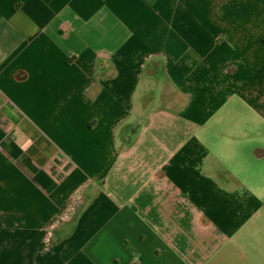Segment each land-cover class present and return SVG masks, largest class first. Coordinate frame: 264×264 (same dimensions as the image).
<instances>
[{
	"label": "crops",
	"instance_id": "obj_1",
	"mask_svg": "<svg viewBox=\"0 0 264 264\" xmlns=\"http://www.w3.org/2000/svg\"><path fill=\"white\" fill-rule=\"evenodd\" d=\"M239 124L264 0H0V264H264Z\"/></svg>",
	"mask_w": 264,
	"mask_h": 264
},
{
	"label": "rangeland",
	"instance_id": "obj_2",
	"mask_svg": "<svg viewBox=\"0 0 264 264\" xmlns=\"http://www.w3.org/2000/svg\"><path fill=\"white\" fill-rule=\"evenodd\" d=\"M174 94L173 92L170 91V95L171 96H175L172 95ZM176 97V96H175ZM245 127H247L246 124H239L237 126V129L241 131V135L246 136L249 141L248 144H243V145H239L240 146V150L242 152V156L239 157H227V160H240V169L241 170H249L250 173L254 174V176L256 177V184L258 186L255 187H251L248 191L251 194V196H253L257 202L259 203L258 206V210H257V215H258V219H263V221H261V225H259L260 228H264V161H262V163L258 164L256 163V166H252L251 163H249V154L251 153V150L253 149V146L255 145H262L263 142H260V133L263 132V128L260 125L257 129L255 126V129L253 128L252 130L249 131H245ZM252 127V126H250ZM252 135V139H250V136ZM240 144V142H239ZM250 145V146H249ZM244 147H247L246 149H244ZM252 147V149H251ZM245 156V157H243ZM256 227V228H259Z\"/></svg>",
	"mask_w": 264,
	"mask_h": 264
}]
</instances>
